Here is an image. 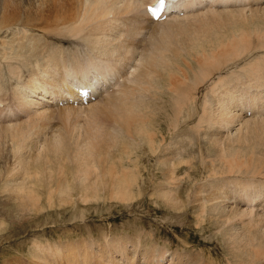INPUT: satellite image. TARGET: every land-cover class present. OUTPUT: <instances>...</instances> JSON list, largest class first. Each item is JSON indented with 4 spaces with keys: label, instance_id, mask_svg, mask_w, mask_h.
<instances>
[{
    "label": "bare ground",
    "instance_id": "6f19581e",
    "mask_svg": "<svg viewBox=\"0 0 264 264\" xmlns=\"http://www.w3.org/2000/svg\"><path fill=\"white\" fill-rule=\"evenodd\" d=\"M156 1L0 0L3 201L18 215L41 207L37 189L50 208L128 202L147 182L168 208L199 209L227 264H264V0H172L152 19ZM103 238L39 244L34 261L219 264Z\"/></svg>",
    "mask_w": 264,
    "mask_h": 264
},
{
    "label": "rangeland",
    "instance_id": "374dc122",
    "mask_svg": "<svg viewBox=\"0 0 264 264\" xmlns=\"http://www.w3.org/2000/svg\"><path fill=\"white\" fill-rule=\"evenodd\" d=\"M10 112L11 109L6 108L0 111V115L3 113L9 114ZM99 114L97 112L94 117L93 115L91 116L92 118L90 117L91 124H93V119L95 122L102 124L110 122L107 115L102 117V114L101 116ZM75 115L77 116V114ZM64 120L63 122H65ZM73 120L77 121L78 119L75 118ZM134 160H127L124 163H129L133 167V165L135 166ZM142 160L141 168L144 166V159ZM65 174L69 178L70 175L68 173ZM143 184H141L143 189L140 196L135 191L136 196L128 202L112 201L107 196H103V198L101 196L99 200L95 201L83 202L82 200H76L72 207V204L68 203L57 206L58 200L54 196L53 200L56 206L52 208L46 204L44 191L37 189L35 193L41 195V207L38 211L31 212L32 214L25 213L22 215H18L15 212L16 206L12 202L5 204V201H3L4 197H2L0 192V206L3 205L5 207H2V209L0 207V212L6 214L3 216L4 220L0 222V264H12L16 260L13 264H39L34 261L37 245L39 244L48 243L64 247L66 244L74 243L84 246V250H86L89 243H96L97 246L104 243V236L121 240L126 238L135 240L138 236L139 240H141L139 241L140 245L146 248L152 247L151 249L149 248L150 250L154 247L156 248V246L160 249L164 248L168 251V254L177 251V254L181 255L187 249V251L194 253L202 250V253L205 252L204 254L211 253L212 258L215 260L214 263L217 261L219 264H227L226 260L228 257L220 249L222 247H220L221 245L218 241L220 235L211 232L208 220L203 223L199 219L201 215L199 213V216L197 215L199 209H194L196 206L193 207L194 205L186 203L188 190L186 191L182 186L178 188L181 193L179 197H182L181 199L185 201L183 204L186 207L184 206L183 210L181 208L173 210L162 204V202L156 201L155 198L151 197L150 193H148V196L147 192L150 191L148 183ZM190 190L193 191V189ZM20 216L25 218L22 220ZM8 218L9 220H7ZM198 219L203 226L198 223ZM5 222L6 224H4ZM61 258L60 264H69L65 263L64 255ZM135 263H138V261H135Z\"/></svg>",
    "mask_w": 264,
    "mask_h": 264
}]
</instances>
